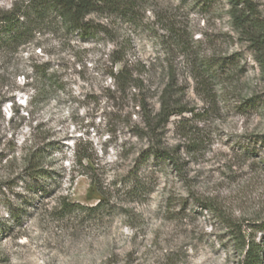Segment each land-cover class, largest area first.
I'll list each match as a JSON object with an SVG mask.
<instances>
[{"label":"rangeland","instance_id":"374dc122","mask_svg":"<svg viewBox=\"0 0 264 264\" xmlns=\"http://www.w3.org/2000/svg\"><path fill=\"white\" fill-rule=\"evenodd\" d=\"M231 2L135 0L131 22L91 15L108 23L95 36L0 46V264H243L251 240L264 264V76ZM120 55L150 115L170 107L150 136L135 134L138 89L110 80ZM33 64L58 80L46 97L23 84ZM34 144L57 175L28 189ZM63 198L104 207L65 212Z\"/></svg>","mask_w":264,"mask_h":264},{"label":"trees","instance_id":"16d2710c","mask_svg":"<svg viewBox=\"0 0 264 264\" xmlns=\"http://www.w3.org/2000/svg\"><path fill=\"white\" fill-rule=\"evenodd\" d=\"M229 15L233 27L240 36L248 42L253 49L255 60L259 68H262L264 76V16L258 10L253 0H231ZM137 6L135 0H19L13 3L10 8L0 10V46L17 50L21 46L36 41L37 36L45 31H57L63 29L69 32H76L82 36H95L106 31L108 23L103 20H95L91 17L97 14L108 20L110 17L131 22L135 19ZM38 45V40L36 41ZM122 55L113 59L114 63H119V70L110 72V80L113 81L115 90L120 95L126 91L138 89L132 93L133 106L141 109V119L139 125L136 123L135 134L138 136L151 135L156 133L161 123L171 115L170 107L165 102H161L159 111L151 116L147 110V105L143 94H140V87L143 84L142 78L134 76L132 71L125 68ZM24 85H30L34 89L33 97H46L51 89L58 83L53 72L48 68H37L33 64L27 68L23 75ZM264 79V78H263ZM11 100V99H10ZM13 104V103H12ZM28 114V112H27ZM131 117V113H129ZM31 152L24 158L25 165L22 170V179L26 182V187H43V182L56 178L57 172L54 168H44L45 159L50 156V152L44 149L43 145H33ZM162 152V151H161ZM156 157L163 156L157 149H150V154ZM149 154V151L146 155ZM88 155L75 152V163L81 167H88L85 160ZM86 163V165H85ZM82 173H87L83 171ZM92 182L96 183L94 177L89 176ZM103 195V190L98 187ZM103 201L99 200L94 206H84L79 203L67 202L65 198L61 202V208L65 212L77 209L100 210ZM257 228L264 233V220L257 224ZM245 243V240H243ZM259 260V247L254 240L247 244L243 264H257Z\"/></svg>","mask_w":264,"mask_h":264}]
</instances>
